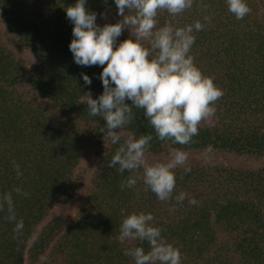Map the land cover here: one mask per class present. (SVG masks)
<instances>
[{
  "label": "trees",
  "instance_id": "1",
  "mask_svg": "<svg viewBox=\"0 0 264 264\" xmlns=\"http://www.w3.org/2000/svg\"><path fill=\"white\" fill-rule=\"evenodd\" d=\"M76 2L0 0L5 27L34 59L27 76L0 39V196L12 192L16 219L24 223L14 238L15 222L8 220L5 204L0 264H134L124 251L140 246L147 252L149 245L119 242L122 210L125 215L150 212L154 226L179 248L181 264H264V167L190 166L187 173L186 167L175 168L173 199L166 202L145 191L142 182L121 190L129 174L108 166L120 145L104 138L105 121L90 116L81 100L89 89L94 99L102 93V68L78 66L69 50L74 25L65 9ZM246 3L252 11L242 20L228 11L226 0H194L176 17L159 12L158 26L171 21L182 27L198 19L206 24L203 31H194L190 54L224 95L190 145L159 141L142 109L133 110L135 119L123 129L124 138L153 135L152 155L171 148L205 151L211 145L213 151L264 158V0ZM86 7L98 14L117 13L114 0H87ZM206 15L210 22L203 21ZM129 35L125 29L117 44ZM81 73L92 79L90 86H84ZM92 140L99 145L98 163L79 213L69 223L61 213L55 215L39 230L51 207L66 204L83 186V177L74 171ZM13 161L20 166L19 178ZM17 187L30 195L16 194ZM180 192L187 193L182 204L174 199ZM193 198L196 205L189 203Z\"/></svg>",
  "mask_w": 264,
  "mask_h": 264
},
{
  "label": "clouds",
  "instance_id": "2",
  "mask_svg": "<svg viewBox=\"0 0 264 264\" xmlns=\"http://www.w3.org/2000/svg\"><path fill=\"white\" fill-rule=\"evenodd\" d=\"M228 11L237 20H242L252 10L246 0H226ZM87 0H77L68 6L67 19L74 25L73 39L69 50L75 64L81 67L99 66L102 72V93L93 98L91 90L81 96L88 113L105 121L102 129L104 138L112 145L119 144L109 167L118 169L121 175L127 171V179L120 188L133 189L138 183L150 190L159 201L173 199L176 186L174 169L186 165L188 153L180 148H171L167 162L149 163L146 157L154 139L151 134L123 136V129L135 119L134 109H142L144 117L154 129L155 138L173 145H190L199 134V126L215 116L216 102L223 97L222 89L214 84V77L205 76L190 54L195 43V32L206 27L201 20L194 24L174 27L171 21L158 26V14L166 11L176 17L191 9L194 0H114L117 15L122 17L116 23L97 24L98 15L106 19L105 13L90 11ZM207 8L208 5H204ZM127 11V14H126ZM211 16L203 21L210 22ZM127 29L129 38H118ZM84 86L92 79L81 73ZM130 101V103H128ZM122 141V142H121ZM206 153H212L208 145ZM17 178L22 176L19 164L13 161ZM191 168L186 167L185 172ZM13 191L27 198L30 194L17 187ZM139 198V189L136 192ZM187 193L180 192L174 199L182 204ZM190 204L198 202L193 198ZM5 204L8 220L15 222L14 238L23 230V220H17L12 192L0 196V211ZM117 239L147 242L149 250L137 246L126 249L125 256L132 257L134 264H181L179 248L169 243L162 235L163 229L154 226V216L144 212L125 215Z\"/></svg>",
  "mask_w": 264,
  "mask_h": 264
},
{
  "label": "rangeland",
  "instance_id": "3",
  "mask_svg": "<svg viewBox=\"0 0 264 264\" xmlns=\"http://www.w3.org/2000/svg\"><path fill=\"white\" fill-rule=\"evenodd\" d=\"M106 19L98 18L99 23L103 26L105 23H116L122 17L118 16L117 13L110 12L105 13ZM0 39L2 44L15 56L17 61L21 64L27 76L31 74L32 67L34 65V59L26 51L21 50L12 34L5 27L2 17L0 15ZM208 121L202 122L201 125L208 123ZM98 152L99 145L95 140H92L86 149L83 151L80 161L77 165V168L74 171L75 176L83 177V186L76 196H74L66 204L63 202H58L51 207L49 216L43 221L40 228L47 223L53 216L62 214L69 223L76 215L79 213L82 205V201L90 189V180L93 175L94 170L96 169L98 163ZM170 152V151H169ZM169 152L161 154H148L146 157L149 163H154L156 161L167 162L169 159ZM188 153V162L186 165L178 166L177 168H184L190 166H199V167H226L231 169H240V170H255L258 168L264 167V158L262 159H253L248 157H239L232 153L213 151L212 153H206L205 151H186Z\"/></svg>",
  "mask_w": 264,
  "mask_h": 264
}]
</instances>
